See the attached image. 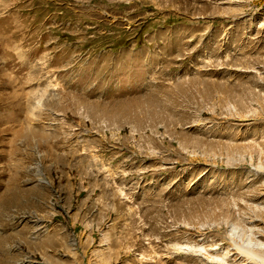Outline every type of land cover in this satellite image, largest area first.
I'll use <instances>...</instances> for the list:
<instances>
[{"label":"rangeland","instance_id":"374dc122","mask_svg":"<svg viewBox=\"0 0 264 264\" xmlns=\"http://www.w3.org/2000/svg\"><path fill=\"white\" fill-rule=\"evenodd\" d=\"M263 167L264 0H0V264H246Z\"/></svg>","mask_w":264,"mask_h":264},{"label":"bare ground","instance_id":"6f19581e","mask_svg":"<svg viewBox=\"0 0 264 264\" xmlns=\"http://www.w3.org/2000/svg\"><path fill=\"white\" fill-rule=\"evenodd\" d=\"M236 251H238L240 254L244 255L248 259H245L246 261H248L246 264H264V243L259 242L258 240L254 241L252 245L250 244L246 246H238L236 247ZM240 258L242 257L240 256Z\"/></svg>","mask_w":264,"mask_h":264}]
</instances>
